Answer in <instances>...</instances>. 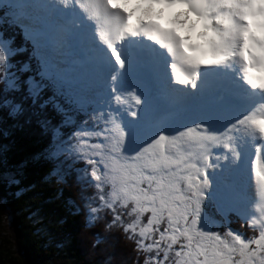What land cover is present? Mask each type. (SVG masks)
I'll use <instances>...</instances> for the list:
<instances>
[{"label":"snow or ice","instance_id":"1","mask_svg":"<svg viewBox=\"0 0 264 264\" xmlns=\"http://www.w3.org/2000/svg\"><path fill=\"white\" fill-rule=\"evenodd\" d=\"M32 127L136 264H264V0H0V137Z\"/></svg>","mask_w":264,"mask_h":264},{"label":"trees","instance_id":"2","mask_svg":"<svg viewBox=\"0 0 264 264\" xmlns=\"http://www.w3.org/2000/svg\"><path fill=\"white\" fill-rule=\"evenodd\" d=\"M2 143H10L11 151L8 168L0 166V264H136L132 243L122 230L86 226L75 171L69 170L61 181L49 177L52 162L33 159L46 144L37 128L17 130L10 140L0 137ZM6 172L20 183L9 184ZM76 205L80 212L74 214ZM231 227L248 231L237 218Z\"/></svg>","mask_w":264,"mask_h":264},{"label":"bare ground","instance_id":"3","mask_svg":"<svg viewBox=\"0 0 264 264\" xmlns=\"http://www.w3.org/2000/svg\"><path fill=\"white\" fill-rule=\"evenodd\" d=\"M121 6L123 7L124 5L121 4ZM131 7H132L131 5H128L125 8V10L126 11L127 10H130ZM181 11H183V10L182 9H173V10H167V9H165L162 15H154L152 17V19L156 23H158L162 28L175 29L181 37H183L185 35H191L192 36V40L190 42H197L196 41V32H198L200 30L199 25L197 26V28L195 30H193L192 32L189 33L186 30V28L185 29H181V28H179V26L175 25L172 22L173 21V18L175 17V14L177 12H181ZM157 12H159V9H157ZM137 15H139V13H137ZM133 19H135V17Z\"/></svg>","mask_w":264,"mask_h":264},{"label":"rangeland","instance_id":"4","mask_svg":"<svg viewBox=\"0 0 264 264\" xmlns=\"http://www.w3.org/2000/svg\"><path fill=\"white\" fill-rule=\"evenodd\" d=\"M194 20H195V18L192 17L191 20H190V22H192ZM61 161H62V163H61V175H66L68 172L71 173L69 170H73V171H75L73 173H76L78 169H81L84 166V162H82V161H76L71 156H67V157H63L62 156L61 157ZM88 191L89 192H94L95 189L94 188H89ZM82 209H84L85 216H86V220H87V215H86L87 210L84 208V205H83ZM108 219H111V217H108ZM93 224H94L93 227H88L87 226L88 228H91L89 230H92L93 228H96L97 226H101V224H103L104 225V228L107 229L108 232H111L112 231V229H109L107 227V221L105 219H103V218H101L99 220H94L93 221Z\"/></svg>","mask_w":264,"mask_h":264}]
</instances>
